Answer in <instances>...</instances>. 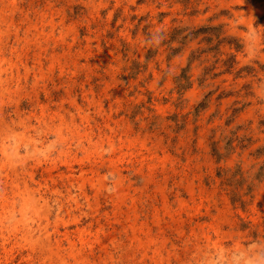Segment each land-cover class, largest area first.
Returning <instances> with one entry per match:
<instances>
[{
    "label": "clouds",
    "instance_id": "obj_1",
    "mask_svg": "<svg viewBox=\"0 0 264 264\" xmlns=\"http://www.w3.org/2000/svg\"><path fill=\"white\" fill-rule=\"evenodd\" d=\"M225 9L220 0H187L186 6L179 0H35L24 11L0 0V243L19 256L18 264H264V230L184 227L201 204L215 207L222 199L215 185L210 194L203 188V176L219 171L227 178L239 169L252 178L264 165V156L249 155L264 145V29L221 14ZM201 23L216 29L218 50L187 70L184 111L203 94L197 81L205 68L214 59L217 67L230 60L224 87L239 115L223 132L242 126L238 136L253 141L230 154L221 141L218 162L209 156L206 129L194 141L191 126L177 133L165 119L176 99L174 82L190 54L205 47L190 35ZM109 32L113 38L105 44L117 50L110 78L133 61L145 66L130 101L143 99L146 90L168 97L173 89L168 105L154 99L152 111L142 109L129 122L113 118L119 105L105 110V95L85 87L90 76L79 59ZM184 35L188 41L180 47ZM109 87L106 82L105 94ZM99 215L107 228L98 238L88 221ZM65 224L78 227L71 239L59 231Z\"/></svg>",
    "mask_w": 264,
    "mask_h": 264
},
{
    "label": "rangeland",
    "instance_id": "obj_2",
    "mask_svg": "<svg viewBox=\"0 0 264 264\" xmlns=\"http://www.w3.org/2000/svg\"><path fill=\"white\" fill-rule=\"evenodd\" d=\"M13 2L19 9L27 11L35 3V0H13ZM179 2L184 6L187 4V0H179ZM210 2L215 3L216 0H210ZM220 2L226 6L225 11L221 14H227L230 18H240L260 29H264V0H220ZM208 19L210 21L212 17ZM84 34L82 30L81 35ZM178 35H180V32L174 29L172 38L175 39ZM190 35L191 39L197 40L199 44H203L205 47L190 54L188 64L181 70L180 77L174 82L175 100H171L173 89H169L168 97L155 98L150 91L146 90L143 93V99L135 104L130 101L129 98L134 96L137 91L133 86V82L137 81V77L141 71L145 70V66L133 61L122 69L114 80L111 79L107 70L115 63L117 55L114 44H105L106 40L113 38L111 32L101 35L97 40H93L91 46L85 49V54L80 57L79 63L85 65V73L90 76L85 87L91 86L93 92L97 93L98 96L105 95L102 100L105 110L109 106L116 107L119 105V111L113 113V118L122 117L124 120L131 122L136 115L142 114V109L152 111L150 105H152L154 99L157 104L163 105H168L171 100L172 112L165 119L171 121L173 130L179 133L191 126L195 141L200 136L201 131L206 129L209 156L218 162L221 156L217 150L221 141L224 143L225 154H230L237 149L240 152H244L251 148L253 141L250 137L241 139L238 136L242 126L231 129L227 136L223 132V129H228L239 115L235 110V101L232 100L233 92L231 89L224 87L227 77L232 75L230 60H225L222 66L217 67L221 62L218 59H214L212 64L205 68L197 81L203 94L195 104L191 105L187 111H184V104L181 99L182 93L191 87L187 70L190 69L192 62L199 59L200 56L215 57L219 43V41L213 43L216 29L212 28L208 23L195 24ZM187 41L188 35H184L181 39L180 47L185 46ZM125 53L126 47L122 45L119 54L123 57ZM153 56L154 53L151 50L146 53V58L150 59ZM165 59L167 60L169 57H165ZM83 75L84 73L81 74L80 79H83ZM148 79H151V73H149ZM121 81L124 83H121ZM106 82H110V87L105 94L104 84ZM138 83L140 87H143L142 81ZM229 101L232 102L229 103ZM77 102H80L79 97ZM221 108H223V112H221ZM220 120L223 121L222 124L217 122ZM136 131L137 125L133 124L132 133L134 134ZM218 131H220L219 138L216 135ZM249 155L257 159L264 156V145L252 149L249 151ZM73 167L77 168L78 165H73ZM201 183L209 194L213 190V185H215L216 194L222 199L217 200L215 207H206V202L201 204L199 211L190 217V221L184 222L186 231L191 230L193 225L210 226L217 230L232 228L238 232L255 228L264 230V165L257 170L252 178L245 177L239 169H236L227 178H222L219 171L205 175L202 177ZM100 212H106L109 217L112 216L109 208L102 206ZM88 223L91 225L88 232L97 233L98 238L101 229L107 228L103 215L90 219ZM83 228L84 224L81 223L80 229ZM59 231L71 239V233L78 231V227L75 224H65ZM80 238L82 240L87 239L83 231L80 232ZM104 242L106 241L102 239L101 243ZM19 260V256L10 254L6 250V246L0 243V264H18Z\"/></svg>",
    "mask_w": 264,
    "mask_h": 264
}]
</instances>
